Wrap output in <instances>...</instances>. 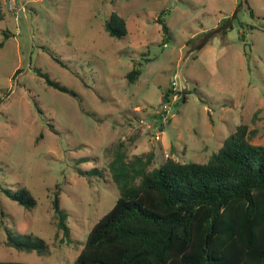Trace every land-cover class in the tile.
I'll return each instance as SVG.
<instances>
[{
    "label": "rangeland",
    "instance_id": "1",
    "mask_svg": "<svg viewBox=\"0 0 264 264\" xmlns=\"http://www.w3.org/2000/svg\"><path fill=\"white\" fill-rule=\"evenodd\" d=\"M0 1V259L70 264L118 196L107 162L120 140L129 156L153 150L150 168L167 156L207 161L239 123L264 144V0ZM112 11L125 35L105 30ZM166 100L172 114L159 125ZM91 167L102 174L80 173ZM22 186L35 206L3 191ZM57 189L70 243L50 222ZM5 226L50 252L5 244Z\"/></svg>",
    "mask_w": 264,
    "mask_h": 264
},
{
    "label": "trees",
    "instance_id": "2",
    "mask_svg": "<svg viewBox=\"0 0 264 264\" xmlns=\"http://www.w3.org/2000/svg\"><path fill=\"white\" fill-rule=\"evenodd\" d=\"M104 27L114 37L127 32L124 17L114 11ZM162 31L168 35L165 22ZM140 72L134 63L125 76L131 82ZM247 133L246 123L237 124L205 162L167 156L152 168L153 150L129 156L120 140L107 162L118 196L88 230L70 264H264V144L251 142ZM80 173L102 171L91 167ZM3 191L27 208L36 204L25 186ZM51 205L55 237L61 233L60 240L70 243L68 213L60 206L58 189ZM5 231L9 246L50 252L40 236H23L7 226ZM0 264L33 263L0 259Z\"/></svg>",
    "mask_w": 264,
    "mask_h": 264
},
{
    "label": "built area",
    "instance_id": "3",
    "mask_svg": "<svg viewBox=\"0 0 264 264\" xmlns=\"http://www.w3.org/2000/svg\"><path fill=\"white\" fill-rule=\"evenodd\" d=\"M12 1L14 0H7V7L8 9H14L15 5L12 3ZM20 9H24L22 4L19 3L18 5H16V10H20ZM172 86L176 85V81L173 79L171 81ZM171 106H170V102L168 100L163 101L160 106L156 109V112L160 115L159 119L157 120L160 124H164L169 120V116L172 114V110H171ZM155 138H158V134H155L154 136Z\"/></svg>",
    "mask_w": 264,
    "mask_h": 264
}]
</instances>
